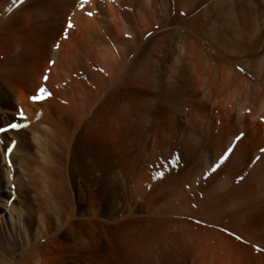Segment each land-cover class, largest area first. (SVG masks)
<instances>
[{"label": "bare ground", "instance_id": "obj_1", "mask_svg": "<svg viewBox=\"0 0 264 264\" xmlns=\"http://www.w3.org/2000/svg\"><path fill=\"white\" fill-rule=\"evenodd\" d=\"M195 30L207 38L212 58L220 48L230 54L261 51L263 56L264 0H0V126L24 123L14 119L12 109L24 97L32 120L36 115L30 107H54L56 130L63 136V130L71 129L70 140H75L79 172L73 181L79 205L86 214L98 206L92 210V218H100L97 224L89 216L70 221L68 230L75 233L70 243L58 234L47 239L59 246L56 255H64L62 263L264 264V254L253 249L264 251V63L252 70L244 64L252 80L232 71L229 63L220 71L204 65L190 37ZM103 31L115 49L104 41ZM41 88L51 95L34 103L31 98ZM35 124L10 132L15 138L6 140L1 154L13 144L37 142H29L37 134L31 132ZM50 149L51 161L38 168V175L30 173L29 181L35 190L40 185L44 203L54 196V206L48 208L64 209L68 195L60 173L50 167ZM63 151L58 149V155ZM15 153H8V163ZM175 155L179 159L170 165ZM108 165L121 189L128 190H121L125 194L118 198L116 215L107 214L108 221H119L117 228L104 222V205L108 198L114 204L116 196L100 182ZM2 166L0 212H8L4 232L12 245L7 251L19 253L25 246L15 264H36L37 259L31 260L38 257L33 242L44 239L40 231L49 233L50 228L35 217L12 216ZM46 213L42 222L50 224ZM136 228L145 229L146 241L138 243V237L130 242ZM107 230L120 235L121 247L112 254V247H106L110 244L103 243Z\"/></svg>", "mask_w": 264, "mask_h": 264}, {"label": "rangeland", "instance_id": "obj_2", "mask_svg": "<svg viewBox=\"0 0 264 264\" xmlns=\"http://www.w3.org/2000/svg\"><path fill=\"white\" fill-rule=\"evenodd\" d=\"M173 5H174V2L172 1ZM174 8H175V5H174ZM175 11L173 12V16L175 15ZM179 14V13H178ZM177 14V15H178ZM180 15V14H179ZM178 15V16H179ZM182 16V15H181ZM182 18V17H181ZM68 25V24H67ZM184 27H188L187 25L184 26ZM189 28V27H188ZM197 32V34L195 33ZM105 33V35H103ZM144 33V32H143ZM142 33V34H143ZM148 34V35H147ZM145 34V37H144V40L148 39L151 35H152V32L151 33H147ZM150 34V35H149ZM104 41H106L107 44L110 45L111 48L115 49V46L114 44L112 43V41L110 40V36L106 33V32H102L101 33ZM193 35V36H192ZM200 35V36H199ZM190 37L192 38V40H194L196 43H197V49L201 52H199V55H200V59L201 61L203 62L204 65H209V66H214V68H216L218 71H220L221 69H223L222 67H224L225 65L224 64H227L229 63L231 66H230V69H232V71H236L239 75H241L242 77H247L249 79L252 80L253 78V74H252V68L254 65H256V63H260V62H263L264 63V55L262 56V53L261 51L259 52H247L246 54H241V53H237L236 51H233L232 54H230L229 52H225L223 51L220 47V50H219V56L218 55H215L212 57H210V55L207 53V47H206V37L201 35V33L198 34V31H193V34L190 33ZM200 37V38H198ZM205 37V38H204ZM108 38V39H107ZM203 38V39H202ZM187 39H190V38H187ZM203 40V41H202ZM210 42V41H209ZM112 43V44H111ZM211 43V42H210ZM199 45V46H198ZM114 46V47H113ZM205 46V47H204ZM58 45L55 44L54 46V49H57ZM206 51V52H205ZM208 54V55H207ZM250 54V55H249ZM252 54V55H251ZM240 55V56H239ZM249 55V56H248ZM3 54H0V61L1 59L4 57H2ZM262 56V57H261ZM218 57V58H216ZM204 58V59H203ZM229 58V59H228ZM235 59V61H234ZM217 60H218V63H217ZM230 60V62H229ZM232 60V61H231ZM252 60V61H251ZM246 61V63H245ZM210 62V63H209ZM234 62V63H233ZM247 62H248V66L251 70H249V68L245 67L244 64L247 65ZM51 64H53V60L50 62ZM238 63V64H237ZM220 64V65H219ZM234 64V65H232ZM218 66V67H217ZM98 72H100L102 75H103V70H101L99 67L96 68ZM244 69V70H243ZM241 70V71H240ZM248 72V73H247ZM83 72L82 71H79L78 72V76H83L82 74ZM76 76V74H75ZM74 76V77H75ZM251 76V77H250ZM237 77H235L236 79ZM63 86H66V83H63ZM140 94V93H139ZM24 101V102H23ZM23 101H19V100H16L14 103H13V111L15 113L14 114V119H17V120H24V123L23 124H18V125H21L22 128H25V127H28V125L30 123H36V127L32 128L31 132L34 134V133H37L35 135V137L33 139H29V142L30 140H37L38 141L34 142V143H22L23 145H21V143H18V144H13L12 146H9V148H11V151H7L5 150L4 152V155H2V151H3V148L6 146V140L7 141H13V139L15 138L14 135L11 136L10 135V132H17L21 129V127L19 128H16V129H10L9 127H4L5 129H8L6 132H0V158L2 160H0V162L2 163V173H4V184H5V187L6 189L8 190V195L6 196V205L8 206V208L12 209V205H13V213H12V216L13 217H23L24 219H27V218H30L31 217H35V218H38L40 219V223L44 225V227L46 229H48V227L50 228V231L49 233H45V232H42L40 231V235H44V239L40 240V238H38L37 241L33 242V247L35 249H37V255L38 257H32L33 259L31 260H35L38 261L36 264H41L40 263V256L43 257V259H46V263L45 264H65V263H62V261H60L59 259L62 260V258L64 259V255L62 256H58V254L56 255L57 252H60V250L58 249V247L56 248L54 245L55 243H48L49 241H47V239H51L50 236L54 235V237L57 235L58 237H60L62 240L64 241H68L69 243L71 242V240L73 241L75 238H73L75 236V233L71 232L68 230V228L70 227V224L71 222L72 223H75V222H79L81 219H84V218H92V210H96L98 209V206L95 204L93 206H91V209H90V212L88 211L87 214L84 213L85 212V209L84 208H81L80 205H79V200L78 198L76 197V189H75V183L73 181V177L75 178L79 172V167L76 166V159L77 157L75 156V154L73 153L74 151V143H75V140H70V131L67 130V132H65L64 130L62 131L63 132V136H60L61 134L59 133V130L57 129L56 130V127L58 128V124H57V119L54 117V107L52 106H41V107H38V108H29L30 111L33 112V110L35 111L34 115H36V117L32 120L30 115L28 116L27 113V110H25L26 108L24 107L26 104V97H24V100ZM28 101L30 102L29 98H28ZM34 103H38V102H34ZM21 105V106H20ZM63 105H66V103H63ZM21 107V108H20ZM43 111H42V110ZM51 110V111H50ZM39 111V112H38ZM45 111V112H44ZM49 111V112H48ZM108 111V110H107ZM23 112V117L21 116V113ZM39 113V114H38ZM50 113V114H49ZM18 114V115H17ZM43 114V118L42 115ZM53 114V115H52ZM48 115V116H47ZM40 116V117H39ZM52 116V117H51ZM16 117V118H15ZM26 117V118H25ZM29 119H28V118ZM48 117V118H47ZM38 118H39V121L40 123L37 124L38 122ZM42 118V119H41ZM27 119V120H26ZM29 120V121H28ZM35 120V121H34ZM56 121V122H55ZM53 122V123H52ZM3 123V122H2ZM28 125H27V124ZM51 123V124H50ZM1 124V123H0ZM41 124V125H40ZM25 125V127H24ZM27 125V126H26ZM39 125V126H38ZM51 126V127H50ZM107 125H105V123L103 122L102 123V132H106L108 130V127H106ZM0 127L3 128V126L1 125ZM34 130V131H33ZM5 135H10L9 136H5ZM55 135V136H54ZM67 135V136H66ZM5 136V137H4ZM14 137V138H13ZM43 137V138H42ZM57 137V138H56ZM13 138V139H12ZM36 138V139H35ZM17 139V138H16ZM43 139V140H42ZM73 139V138H72ZM5 141V142H4ZM52 141V142H51ZM236 141H237V138H236ZM33 142V141H32ZM60 142V143H59ZM72 142V143H71ZM59 143V144H58ZM4 144V145H3ZM20 144V145H19ZM25 144V147H22L24 146ZM34 144V145H33ZM45 144V145H44ZM51 144V145H50ZM61 144V145H60ZM18 145L20 147H18ZM29 145V146H28ZM31 145V146H30ZM33 145V146H32ZM60 145V146H59ZM63 145V146H62ZM3 146V147H2ZM46 146V147H45ZM53 148H52V147ZM31 147V148H30ZM35 147V148H34ZM51 147V149H50ZM59 147V148H58ZM20 148V149H19ZM24 148V150H23ZM51 150V153H53L54 157H52L53 159V163H50V167L52 168H55L54 169V172L57 174L58 172L60 173L62 179H63V183L62 184V187H64V193H67L68 195V203L66 202L65 206H64V209L63 208H59L57 209V207L55 206L54 209L52 210L51 208H48L46 205H44L42 203V195H41V188H40V185H39V188L36 189V186L34 184L30 185V181L29 179L31 178L29 175L31 174H36L38 175L42 170H40L42 167L44 168L46 165H48L49 163V159L51 161V156L48 157L50 154H49V149ZM62 148L64 151L62 157L58 155V149ZM16 149V155L13 156L12 158V154L10 155L11 157V161H9L10 163H8V153L10 154V152H14ZM17 149H18V152H17ZM39 149V150H38ZM48 149V150H47ZM54 149V150H53ZM41 150V152H40ZM48 152H47V151ZM38 151V152H37ZM72 151V152H71ZM23 152V155L21 154ZM260 152H263L261 151L260 149ZM49 155H48V154ZM61 154V153H60ZM70 154V155H69ZM7 155V156H6ZM30 155V156H29ZM6 156V157H5ZM27 156V157H26ZM75 156V157H74ZM3 157V158H2ZM47 157V158H46ZM178 157V156H177ZM24 158V159H23ZM26 158V159H25ZM35 158V159H34ZM37 158V159H36ZM22 159V160H20ZM32 159V160H31ZM179 159V157H178ZM7 160V161H5ZM56 160V161H55ZM27 161V162H26ZM31 161V162H30ZM33 161V162H32ZM36 161V162H35ZM40 161V162H39ZM48 161V162H46ZM58 161V163H57ZM178 161V160H177ZM22 162V163H21ZM71 162V163H70ZM0 163V165H1ZM38 163V164H37ZM35 164V165H34ZM41 164V165H40ZM6 165V166H5ZM28 165V166H27ZM33 165V166H32ZM45 165V166H44ZM52 165V166H51ZM175 165V164H174ZM21 166V167H20ZM32 166V167H31ZM37 169H36V167ZM54 166V167H53ZM111 165H108L107 169H106V173L103 174L102 176V179H100V182H101V185H103V187L105 186L104 189H106L108 192H110L109 194H111L112 196L116 195L114 198V204H112L113 202L109 200L108 198V201L106 205H104V216H108L109 214L114 216L116 215L117 213V210H116V207L119 205L117 203L118 201V198L120 197L121 198V193H122V185L121 183L119 182V178H118V175L117 174H113L114 173V169L113 170H110V167ZM34 167V168H33ZM165 167V166H164ZM173 167V166H171ZM4 168V169H3ZM20 168V169H19ZM40 168V169H38ZM33 169V171H32ZM176 169V167H175ZM214 169V168H213ZM22 170V171H21ZM28 170V171H27ZM4 171V172H3ZM7 171V172H6ZM10 171V173H9ZM30 171V172H29ZM58 171V172H57ZM108 171V172H107ZM111 171V172H110ZM111 174H110V173ZM7 173V174H5ZM31 173V174H30ZM75 174V175H74ZM111 176V178H110ZM26 177H29L28 179ZM104 177V178H103ZM116 180H115V178ZM160 177V176H158ZM208 176H206L205 178H207ZM27 179V180H24V179ZM114 180V185H112V182ZM26 181V182H25ZM29 182V183H28ZM117 182V183H115ZM29 184V185H28ZM115 185L119 186V187H115ZM30 186V187H29ZM34 186V188H32ZM112 186H114V188H112ZM99 189L97 188V192H98V195L101 197L103 195L102 192H100V188H102V186H98ZM27 190H26V189ZM32 188V189H31ZM116 188V189H115ZM118 188V190H117ZM109 189V190H108ZM30 190V192H29ZM57 190V189H54V191ZM117 195L116 194V192ZM122 190V191H121ZM25 191H27L25 193ZM34 191V192H33ZM114 191V193H113ZM119 191V193H118ZM124 191H126V193H128V190L124 189ZM123 191V192H124ZM19 192V193H18ZM33 192V193H32ZM58 192V191H57ZM113 193V194H112ZM148 193H150V190L148 189ZM29 194V195H28ZM104 194H105V191H104ZM122 194H125V193H122ZM28 195V196H27ZM34 195V196H33ZM30 196V197H29ZM75 196V197H74ZM202 197V195H200ZM26 198V199H25ZM32 198V199H31ZM70 198V200H69ZM73 198V199H72ZM128 198V197H127ZM30 199V200H29ZM124 199V197H123ZM70 201V202H69ZM117 204V205H116ZM101 206V205H100ZM110 206V207H109ZM112 206V207H111ZM119 207V206H118ZM113 208V209H112ZM120 208V207H119ZM52 212H51V210ZM63 209V210H62ZM79 211H78V210ZM111 209V210H110ZM15 210V211H14ZM81 210V211H80ZM84 210V211H82ZM116 210V211H115ZM9 211V210H8ZM49 214L50 212V224H47V222L43 223L42 220H44L45 216H48L47 213ZM83 212V214L81 213ZM109 212V213H108ZM112 212V213H111ZM114 212V213H113ZM116 212V213H115ZM8 212H6V209L2 210L0 212V264H15V260H18L20 259V257H22V255H24L25 251H27L26 249L28 248H25V246L23 247V250L21 252L18 253V250L17 253L16 251L15 252H9L7 251V249L11 248L12 245L9 241V238L8 236L5 234L4 232V227L7 226V218H8V215H7ZM79 213V214H78ZM82 215H81V214ZM63 216H62V215ZM68 214V215H67ZM108 214V215H107ZM120 214V212H118L117 216ZM67 215V216H66ZM76 216L75 218L73 217ZM78 216V217H77ZM83 216V217H81ZM116 216V217H117ZM104 217V218H106ZM61 218V219H60ZM69 218V219H67ZM68 222H67V220ZM100 218H92V220L94 221L95 224H97V220H99ZM108 217L106 218V220L104 221L106 224H108V226L110 228H117L118 224H119V221L117 220L116 222H111V221H108L107 220ZM72 220V221H71ZM184 220V219H183ZM190 220L191 222L195 223L196 225L198 226H201L203 228H208V229H211L213 228L212 226H206V224L204 223H200V222H197L196 220L194 221L193 219H188ZM66 221V222H65ZM71 221V222H70ZM69 225V227H68ZM67 226V227H66ZM115 226V227H114ZM60 227V228H59ZM43 228V227H42ZM62 228V229H61ZM64 228V229H63ZM141 228H136L135 232L134 233H130V242L133 243L135 239H137L138 237L139 238V241L138 243H142L143 241H146V238H147V232L145 231V229H141ZM58 230V231H57ZM68 230V231H67ZM66 231V232H65ZM108 231V232H107ZM107 231H104V234L107 232V234L104 235V240H103V243L104 245H108L106 247H109L111 246L112 248L111 249V253L109 254H112L115 252V250L112 251V249H115V248H119L121 247L119 245L120 243V235L117 234H114L115 232H112L110 230H107ZM63 236H61L59 233ZM228 232V233H227ZM64 233H65V236H64ZM73 233V235H72ZM97 233V231H96ZM113 233V235L115 236H112L111 234ZM224 233H226V235H228L229 237L234 238L233 234L231 232H229L228 230H226ZM46 234V235H45ZM67 234V235H66ZM70 234V235H68ZM47 236V237H46ZM56 236V237H57ZM119 236V237H118ZM143 236V238H142ZM57 237V238H58ZM46 238V239H45ZM114 240V241H111L110 240ZM115 238V239H114ZM2 239V240H1ZM43 241H47V242H44L45 243V246L44 247H40V243L41 245H43ZM48 243V245H47ZM50 244V245H49ZM134 244V243H133ZM213 244V243H212ZM57 246V244H56ZM7 247V248H6ZM46 247V248H45ZM49 247V248H47ZM52 247V248H51ZM55 247V248H54ZM115 247V248H114ZM31 248H32V244H31ZM258 248L259 247H255L253 249H255V251L258 252ZM5 249V250H4ZM41 249V251H40ZM43 249V250H42ZM56 249V251L54 250ZM49 250V251H47ZM51 250V251H50ZM58 250V251H57ZM46 253H45V252ZM54 251V252H53ZM133 251H135V249H133ZM51 252V253H50ZM131 252V251H130ZM4 253V254H3ZM22 255H21V254ZM44 254V255H43ZM53 255H56V256H52ZM264 254V253H263ZM36 255V256H37ZM50 255V256H49ZM8 256V257H7ZM47 256V257H45ZM10 257V259H9ZM45 257V258H44ZM50 257V258H49ZM54 257V258H53ZM57 257V259H56ZM118 258H119V255H118ZM6 259V260H5ZM13 259V260H12ZM39 259V260H38ZM8 260V261H7ZM55 260V261H54ZM59 261V262H58ZM58 262V263H57Z\"/></svg>", "mask_w": 264, "mask_h": 264}, {"label": "snow or ice", "instance_id": "obj_3", "mask_svg": "<svg viewBox=\"0 0 264 264\" xmlns=\"http://www.w3.org/2000/svg\"><path fill=\"white\" fill-rule=\"evenodd\" d=\"M24 0H20V3H23ZM84 2H87V0H84ZM69 27H72L71 24H69ZM45 79H47V77H45ZM39 95L36 96V97H32L31 99L33 100H38V99H45L46 96H45V93H46V89L44 88H41L39 90ZM47 95H51L50 93H47ZM21 115H23V113H21ZM10 129H16V128H19L21 127V125H18V124H11L8 126ZM8 129H5V128H0V132H6ZM8 151H11V148L8 149ZM227 159V154L225 155V157H223L220 161V163L222 164L224 162V160ZM217 167H219V165H217ZM213 171H215V168L213 169Z\"/></svg>", "mask_w": 264, "mask_h": 264}, {"label": "crops", "instance_id": "obj_4", "mask_svg": "<svg viewBox=\"0 0 264 264\" xmlns=\"http://www.w3.org/2000/svg\"><path fill=\"white\" fill-rule=\"evenodd\" d=\"M51 191H52V193H55L53 189ZM45 199H46V202L44 203L43 198H42V203L44 205L49 206V207L54 206V203H55L54 202V200H55L54 196L51 195V196H49L48 198H45Z\"/></svg>", "mask_w": 264, "mask_h": 264}]
</instances>
